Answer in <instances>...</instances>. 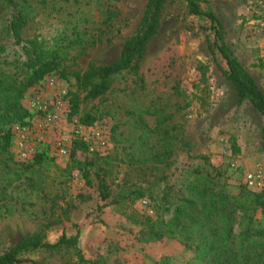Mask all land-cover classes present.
Masks as SVG:
<instances>
[{"label":"rangeland","instance_id":"1","mask_svg":"<svg viewBox=\"0 0 264 264\" xmlns=\"http://www.w3.org/2000/svg\"><path fill=\"white\" fill-rule=\"evenodd\" d=\"M28 1L33 12L24 39L50 43L74 25L102 34L68 64L65 76L51 73L27 89L25 125L0 126V254L39 232L54 243L74 235L77 224L84 225L82 260L72 248L24 256L43 264L188 263L193 251L176 239L143 242L140 233L147 218L171 216L194 169L208 171L232 194L262 190L244 180L264 166L262 118L224 77L225 61L210 48L209 21L189 15L184 1L168 0L138 69L123 72L108 92L90 100L74 75L119 57L148 0ZM198 1L218 17L226 45L264 92V0ZM14 10L0 3V68L8 73L29 55L8 30ZM108 11L116 17L105 22ZM55 97L63 112L38 109ZM49 113L58 115L53 124ZM87 114L95 118L89 126L80 122ZM101 179L111 198L121 199L98 217Z\"/></svg>","mask_w":264,"mask_h":264},{"label":"trees","instance_id":"2","mask_svg":"<svg viewBox=\"0 0 264 264\" xmlns=\"http://www.w3.org/2000/svg\"><path fill=\"white\" fill-rule=\"evenodd\" d=\"M168 0H148L136 33L125 40L119 57L107 65L91 64L82 74H75V83L85 92V99L95 100L109 91L115 78L123 72L138 69L149 43L156 35L161 13ZM186 3L189 15L209 21L214 40L210 44L225 61L224 77L237 92L239 101H248L262 118L264 136V92L251 74L233 56L224 41L223 25L210 11H203L198 0H181ZM2 5H13L8 30L15 44L23 43L29 50L26 60L15 63L16 71L8 73L0 68V126L25 125L26 113L22 100L31 87L51 73L66 75L68 64L100 42L102 32L94 35L88 29L76 25L66 27L57 38L48 43L33 36L22 37L33 7L28 0H0ZM116 17L108 11L105 22ZM78 109L72 103V114ZM94 116L84 115L80 122L92 125ZM9 131L5 142L9 140ZM41 157L36 162H40ZM186 184V195L178 199L168 219L147 218L146 229L140 233L143 242H156L163 238L176 239L194 256L186 264H264V187L260 192L242 188L236 194L229 192L224 184L216 182L213 175L202 168L194 169ZM99 217L108 205L118 204L120 198H111L103 180L99 184ZM259 215L260 219L256 216ZM75 225V234L61 235L54 243L45 240L44 232L23 237L7 251L0 254V264H43L24 254L31 250L58 251L72 248L82 260L78 249L81 229Z\"/></svg>","mask_w":264,"mask_h":264},{"label":"built area","instance_id":"3","mask_svg":"<svg viewBox=\"0 0 264 264\" xmlns=\"http://www.w3.org/2000/svg\"><path fill=\"white\" fill-rule=\"evenodd\" d=\"M62 99L61 97L59 98H54L52 99V102L48 105L46 103H41L42 105L39 106V110H42V112L44 113L45 111L48 113V111H51L52 113H54V111L57 109L58 111L56 113H61L63 112V110H60L62 108ZM47 121L49 123H54V119H57L58 115L54 114L51 115V113H49L47 115ZM245 180V184L247 185V187L249 189H253V190H257V189H262L264 187V166L260 167L259 169L247 173L245 174L244 177Z\"/></svg>","mask_w":264,"mask_h":264}]
</instances>
